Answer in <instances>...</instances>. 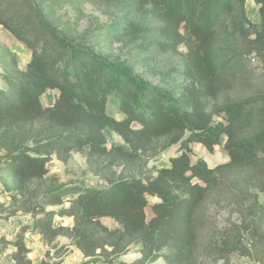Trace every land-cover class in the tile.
I'll return each mask as SVG.
<instances>
[{
	"label": "trees",
	"instance_id": "trees-1",
	"mask_svg": "<svg viewBox=\"0 0 264 264\" xmlns=\"http://www.w3.org/2000/svg\"><path fill=\"white\" fill-rule=\"evenodd\" d=\"M0 26L31 53L21 68L0 45V179L31 218L14 264H35L28 233L66 238L83 264H264V0H0ZM197 144L228 160L211 166ZM75 153L107 186L51 175ZM213 208L240 223L219 232Z\"/></svg>",
	"mask_w": 264,
	"mask_h": 264
},
{
	"label": "rangeland",
	"instance_id": "rangeland-1",
	"mask_svg": "<svg viewBox=\"0 0 264 264\" xmlns=\"http://www.w3.org/2000/svg\"><path fill=\"white\" fill-rule=\"evenodd\" d=\"M247 11L250 20L260 27L261 20L258 13V7L254 2H247ZM85 12L88 15H98L92 8L88 5L85 8ZM89 24L87 20L83 21L82 28ZM0 45L9 47L12 51L16 52L20 57V66L24 68L27 61L31 58V53L27 48L19 42L15 37H13L7 30L0 26ZM253 66L257 73L261 72L259 61H253ZM3 86V82L0 78V88ZM55 92V93H54ZM56 90H49L43 97L42 103L45 106L51 105L54 102ZM194 153L196 157H203L208 160L211 166H215L221 162L227 161L228 156L222 146L217 147L213 154H209L204 148L199 145H194ZM177 148L174 147L167 151L166 153L159 156L156 160L150 163L151 168H163L169 166L170 157L175 155ZM2 152L0 151V156ZM51 169V175L56 176L58 180L65 184L79 183L85 184L91 187H105V183L101 182L96 176H94L87 169L86 156L82 153L73 154L71 160L67 164H62L57 161L49 164ZM261 203L264 204V194H259ZM0 202L4 204V210L0 211V264H14L12 259V254L14 247L12 242L15 240L16 233L20 230L21 224L28 223L27 221L31 218L22 215L21 212H17L16 215H12L16 212V205L13 204L11 194L4 190L2 180L0 179ZM153 212L150 207L147 208V216L150 218ZM210 220L217 228L219 232H224L232 225H237L240 223L238 215L231 214L228 210H218L213 208L210 211ZM26 242L30 249L29 258L35 264H67L74 258V256L79 257V261L76 264H83L85 261L82 255L69 244V241L64 238H58L56 242V247H48L44 245L37 233H28L26 235ZM61 250V254L57 255L56 252ZM131 257L127 256L126 259ZM154 264H166L163 260H160ZM203 264H263L254 255L253 257H245L239 254H234L230 257L228 262L224 260H213L206 258Z\"/></svg>",
	"mask_w": 264,
	"mask_h": 264
},
{
	"label": "built area",
	"instance_id": "built-area-1",
	"mask_svg": "<svg viewBox=\"0 0 264 264\" xmlns=\"http://www.w3.org/2000/svg\"><path fill=\"white\" fill-rule=\"evenodd\" d=\"M26 217L29 218L30 216L26 215ZM78 261H79V257L74 256V258L70 261V263L67 264H76Z\"/></svg>",
	"mask_w": 264,
	"mask_h": 264
},
{
	"label": "crops",
	"instance_id": "crops-1",
	"mask_svg": "<svg viewBox=\"0 0 264 264\" xmlns=\"http://www.w3.org/2000/svg\"><path fill=\"white\" fill-rule=\"evenodd\" d=\"M49 92V91H48ZM55 93V92H54ZM56 95V94H55ZM53 105V103L51 104ZM51 105H48V106H51ZM45 106V105H44ZM198 145V144H197ZM200 147H202L201 145H199ZM203 148V147H202ZM27 222H30V220H28Z\"/></svg>",
	"mask_w": 264,
	"mask_h": 264
}]
</instances>
